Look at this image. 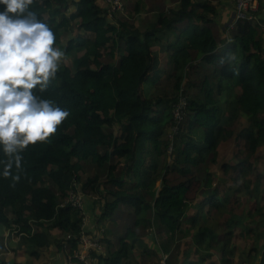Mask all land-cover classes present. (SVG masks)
Instances as JSON below:
<instances>
[{"label":"trees","instance_id":"1","mask_svg":"<svg viewBox=\"0 0 264 264\" xmlns=\"http://www.w3.org/2000/svg\"><path fill=\"white\" fill-rule=\"evenodd\" d=\"M123 1L27 6L62 53L33 94L69 115L47 140L18 150L19 166L0 145V230L18 239L16 256L32 257L26 264H84L72 257L84 235L104 246L91 252L95 264H235L239 236L253 237L246 260L264 264V0L255 19L229 27L231 41L218 18L232 0ZM182 88L187 113L171 139ZM225 141L236 150L222 162ZM216 165L242 187L221 193ZM242 195L250 209L238 213L231 202ZM212 216H221L217 231ZM5 243L0 235V264H23L1 257Z\"/></svg>","mask_w":264,"mask_h":264},{"label":"clouds","instance_id":"2","mask_svg":"<svg viewBox=\"0 0 264 264\" xmlns=\"http://www.w3.org/2000/svg\"><path fill=\"white\" fill-rule=\"evenodd\" d=\"M30 3L31 0H0L4 6L0 11V145L8 155L47 140L69 115L52 101L33 94L37 85H46L54 76L62 53L53 47V31L26 10ZM181 131L182 127L176 136ZM21 159L15 155L17 166ZM10 167V163L5 166V177L10 175ZM14 179L18 181L19 176Z\"/></svg>","mask_w":264,"mask_h":264},{"label":"rangeland","instance_id":"3","mask_svg":"<svg viewBox=\"0 0 264 264\" xmlns=\"http://www.w3.org/2000/svg\"><path fill=\"white\" fill-rule=\"evenodd\" d=\"M131 3L129 4V7L131 6ZM129 7L127 6L128 9L126 8L125 11L129 10ZM137 14L138 15H136V19L138 21H141L144 18L145 11L142 10L140 13H137ZM141 25L143 27V24L142 23H141ZM224 100H225V97L223 96L222 102ZM222 105H223V103H222ZM237 132H239V130H237ZM170 134H171V132H170ZM170 134H169V137H170ZM236 140L237 141L239 140V133L237 135ZM236 147H237V149L239 151L243 147V142L241 140L239 142H237V146ZM236 147H235L234 141H229V142L225 141V142H223L221 144L220 148H219L221 161L223 162V161H226V160L227 161L233 160L234 159V156H235V153L234 152L236 150ZM212 170H213V172L217 176V181L223 179V181H226L227 182V184H225V186L222 187V189L220 190L221 193H224L225 191L227 192V185H228V187H235V186L237 188H241L242 187V185H243L242 179L237 178V177H235L233 179H230L231 177H234L236 175L235 173L231 174V176H227V173L226 174L224 173V171H223V169L221 168L220 165L212 166ZM230 173H232V171H229L228 174H230ZM157 185L159 186V184H157ZM239 197H240V195L236 196V199H238ZM244 198H245L244 195L241 196V198H240L241 201H234L235 198L234 197L232 198V202H231L232 205L231 206L238 213H240L242 209H245L246 212H248L249 209H250L247 206V202H246L247 200H245V202L242 201V199H244ZM226 218H227V216H226ZM220 219H221V216H212L208 221H206V223L210 227H212L213 229H215L217 231V225L220 224ZM218 229L219 230H224L222 227H219ZM0 231H1L0 232V235L1 236L3 235L4 238L6 239L5 246H6L7 250H8L7 253H4L3 255H1V257L6 258V259H15V258H17L19 260H24L23 264H26V262H27L26 257L25 256H22V255H20V256L17 255L16 256L14 254V251H13L14 248H16V246H17L18 239L16 237L9 238L11 236L9 235V233L7 231H5V232L2 231V230H0ZM252 238L253 237H251V238L248 237V238L245 239V238H242L241 236H239L235 240L234 244H235V246L237 248V253H236V257H235V264H251V263H249L248 260H246V256H247V253L249 252V250L251 248H253ZM21 252H23V250H21Z\"/></svg>","mask_w":264,"mask_h":264},{"label":"built area","instance_id":"4","mask_svg":"<svg viewBox=\"0 0 264 264\" xmlns=\"http://www.w3.org/2000/svg\"><path fill=\"white\" fill-rule=\"evenodd\" d=\"M112 9H124L123 0H105ZM235 8L237 19H255V13L259 9L260 0H232ZM232 40V39H230ZM188 99L184 94V88L181 89L180 95L174 109V123L172 128L171 139H173L181 130L183 120L187 113ZM173 144H169V152H172ZM82 197L77 196V202H80ZM103 250L100 236L84 235L81 239V249L72 257L78 259L84 264H95L96 260L92 256V251ZM164 264V262L162 263Z\"/></svg>","mask_w":264,"mask_h":264},{"label":"crops","instance_id":"5","mask_svg":"<svg viewBox=\"0 0 264 264\" xmlns=\"http://www.w3.org/2000/svg\"><path fill=\"white\" fill-rule=\"evenodd\" d=\"M218 21L220 24H222L224 27H227L228 30H227V36L230 37V28H233V25L236 21V15H235V8H234V4L229 1L227 2L226 5H224L222 8H221V12H220V16L218 18ZM230 27V28H229ZM146 28V26H143V29ZM164 43H166V40H164ZM155 51H159V47H156L154 48ZM159 60L161 62V66L162 68H168L170 66L169 64V57H168V53L165 52V50H163L162 52H159ZM223 98V97H222ZM223 105L225 106V102L223 101L222 102ZM221 103V108L222 110L225 109V107L222 105ZM229 142V141H227ZM19 242V241H18ZM18 242H17V245H18ZM23 250V249H21ZM18 251V254L17 255H22V256H25L26 257V260H30L32 259V257H29L28 255L24 254V250L23 252ZM22 253V254H21ZM21 263L24 262V260H19Z\"/></svg>","mask_w":264,"mask_h":264}]
</instances>
